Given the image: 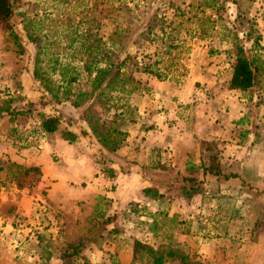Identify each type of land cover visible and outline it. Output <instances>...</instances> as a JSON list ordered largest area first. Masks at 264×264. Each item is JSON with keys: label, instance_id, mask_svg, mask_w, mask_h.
Listing matches in <instances>:
<instances>
[{"label": "rangeland", "instance_id": "1", "mask_svg": "<svg viewBox=\"0 0 264 264\" xmlns=\"http://www.w3.org/2000/svg\"><path fill=\"white\" fill-rule=\"evenodd\" d=\"M14 1L12 25L25 52L19 54L10 31L0 26V110L9 109L0 111V133L4 130L12 134L11 126H18L14 130L20 133L13 139L16 150L33 147L38 156L42 155L44 138L49 134L36 129L40 114L62 117L60 129L52 133L54 138L63 139L66 130L80 133V128L87 126L83 114L89 104L76 108L72 101L56 100L35 79L38 47L28 39V30L42 37V45L48 50L41 56L39 68L54 81L55 59L82 66V39L75 47L71 44L74 38L88 32L102 40L108 54L117 55L120 60L129 57L124 71L135 79L137 89L130 96L114 94L135 111L133 119L123 126L129 133L137 126H142V130L144 126H155L146 114L163 116V93L168 92L165 89L169 86L177 92L173 102L182 107L184 125L192 126L198 106L208 104L213 97L212 86L228 89L237 43L251 52L260 68L259 84L246 94L255 99L264 91V51L261 43L254 44L261 34L264 0ZM146 68L152 73L144 71ZM89 85V78L82 71L75 90H89ZM179 94H189L190 101L186 103ZM91 110L106 118L99 105ZM75 143L72 150L79 160L73 158L70 150L61 154L54 148L45 159V163L61 165L66 164L64 156L68 155L70 162L76 161L68 165L76 176L69 185L76 187L81 199L68 203L44 199L34 207L30 204L21 209L23 194L17 189L35 195L42 186L41 193L46 195L60 178L52 177L41 185L42 166L0 160L4 167L0 174V216L7 219L4 226L9 225L7 231L0 229V264H62L63 251L88 237L95 225L96 242H89L84 257L74 264H142V260L133 259L135 241L155 249L172 246L187 255L192 264H264V189L258 187L256 177L246 186L232 179L226 181V187H213L211 176L188 171L190 163L196 164L195 153H189L187 173L182 176L170 162L163 172V149L155 150L153 161L149 158L141 166L127 160L134 148L141 150L128 146L132 141L127 140L123 146L128 147L129 155L127 151L108 152L87 136H80ZM165 157L171 158L169 154ZM200 159L198 166L203 163L201 149ZM88 168L89 177L84 172ZM109 170H114V177ZM135 170L143 177L128 179L127 172ZM115 171L123 177L121 183L114 180ZM81 174L85 181L79 179ZM191 176L199 177H194L198 191L191 188V182H185ZM150 187L163 197H147L143 190ZM108 219L113 221L104 223ZM166 264L182 263L175 258Z\"/></svg>", "mask_w": 264, "mask_h": 264}, {"label": "trees", "instance_id": "2", "mask_svg": "<svg viewBox=\"0 0 264 264\" xmlns=\"http://www.w3.org/2000/svg\"><path fill=\"white\" fill-rule=\"evenodd\" d=\"M14 0H0V26L5 30L10 31V35L15 40V44L19 49V54L25 52V47L21 42L20 36L16 33L12 25V18L15 13ZM210 7L215 8L214 5ZM88 32L82 36H77L72 41L71 47H75L78 40L80 42L81 52L84 54L82 66L78 67L70 62H63L59 58L53 62L52 75L57 76V81H54L49 76L45 75L43 70H40L39 64L41 56L46 54V47L42 45V37L37 35L33 30H28V39L38 47V56L36 58L34 76L38 80L45 91L52 95L56 100L62 98L67 101H72L76 108H82L85 104H89L84 111V121L87 124V129H82L80 133L75 131H64L63 139L73 144L77 142L80 136H92L98 143L108 152L114 153L120 150L126 143L129 132L123 129L131 115L134 114V109L128 102H122L123 98L115 96V93L132 95L137 89L136 81L132 77L125 74L129 57L125 60H120L117 55H110L105 47L101 45L102 40L98 39ZM262 40V35L258 34L254 44L259 45ZM236 62L233 66V74L231 81L228 83V89L238 90L243 93H248L259 84V66L251 52L240 44L235 45ZM84 71L89 78V90H75L74 84L79 81L80 75ZM144 71L152 73V70L146 68ZM134 84V85H133ZM99 105L106 118L103 119L101 114L92 111L95 105ZM9 112V109L0 110ZM39 132L42 134H52L57 132L62 125L61 116H46L40 114ZM135 121V120H134ZM221 143L218 141H202L201 151L203 163L201 166L190 163L188 171L192 173L203 172L204 177H216L220 181H229L232 179L239 180L244 186L252 178L255 177L249 171L241 167L238 163L223 162L221 159ZM19 169L21 165L14 164ZM4 171V167L0 166V173ZM111 177H114V170H109ZM191 176L185 178V182H191V188L198 191V186L195 185V178ZM193 183V184H192ZM188 184L185 185V191H188ZM147 197L152 199H160L163 197L155 188H145L143 190ZM113 219H108L104 223H111ZM93 226L89 231L88 237H83L75 244L69 245L62 253V264H74L81 260L87 249L89 242H96ZM93 235V236H92ZM179 258L182 264H192L189 257L182 254L178 249L169 246L167 248L155 249L152 245L142 241H135L133 245V259L142 260V264H166L169 260Z\"/></svg>", "mask_w": 264, "mask_h": 264}, {"label": "crops", "instance_id": "3", "mask_svg": "<svg viewBox=\"0 0 264 264\" xmlns=\"http://www.w3.org/2000/svg\"><path fill=\"white\" fill-rule=\"evenodd\" d=\"M262 19L263 21L260 26L262 40L260 43L261 51L263 52L264 16ZM212 87L214 89L213 97L207 102L208 104L198 106L195 111L192 126L184 125L182 107L176 102H173L177 97L176 90L172 91V86L165 89L168 92L163 93V116L162 114H146L149 117L147 120L155 126H144L143 130L142 126H137L134 131H130L127 140L128 142L132 141V143H129L128 146L138 147L141 150H135L134 148L131 152L133 155L130 154L132 157L129 156L127 160L132 162L136 161V165L141 163V166H145V163L149 161V158L153 161V153L155 150L163 149V172L166 163L170 162L169 165H172L174 169H177L178 174L180 172L181 175L184 176L187 173L185 170V163L189 160V153L197 154L198 158L194 160V163L199 164L201 161V142L218 141L223 143V161H229L231 163L235 162L240 164L243 168L253 171L252 174L257 178L259 183L258 187L263 190L264 91L257 94L255 99H252L249 98V95L246 93L238 90L223 89L220 85ZM179 95L181 96V99L183 98L184 100H187L186 103L190 101L189 94ZM155 121H157L156 124H154ZM39 127L40 126L36 129L38 130ZM87 127L88 126L81 127L80 129H87ZM146 127L149 128L146 129ZM17 128L18 126H11L12 134L5 132L4 130L3 133H0V160L13 159V161L24 165L42 166L44 174L39 183L41 185H44V183L52 177L60 178L58 184H54L51 189H47L46 195H44L43 192L41 193L42 186L38 187L39 192H35V195L27 194L26 190L17 189L23 194L21 209H24L25 206H29L30 204L34 207L38 204V201H43L44 199L54 203H63V200L68 203L72 202V200L81 199L80 192H76V187L69 185V182L72 181L70 179L76 176L74 175V172H70L68 165H74V162L76 163V161L73 160L74 162H70L71 158L67 155L64 156L66 164H61L65 167L60 164H51L47 161L45 163V159L49 157L48 154L53 148L58 149L61 154L70 150L71 154V151L73 152V144H69L60 136L54 138V135L49 134L44 138V151L41 156H38V153L36 154L33 147H31V149L29 147H18L19 150H16L14 147H17V145L13 139L15 138L14 135L20 133V130H14ZM75 132H77V130H75ZM140 132H142V134H140ZM87 137L88 140H93L98 146H101L94 137L90 135ZM20 140L22 139L20 138ZM82 140L86 141L85 138H82ZM56 141H58V143H56ZM55 144L58 145L56 146ZM165 150H168L169 153H166ZM126 151L128 152L127 155H129L127 146L125 148L123 147L122 150H119V153H126ZM166 154H169V157L171 158L166 160ZM183 155H185V158H183ZM74 156L73 152V158H76L75 160H77V156ZM84 172L87 177L91 175L89 168ZM0 174H2V172ZM117 174L119 173L116 172V175ZM126 177L135 180L136 177L141 178L143 176L135 170L129 171V173L127 172ZM84 178V174H81L79 177L82 181H85ZM122 179L123 177L121 178L118 175L114 178V180L118 182L120 181V183L122 182ZM209 181L212 182L211 185L213 187H215L213 184L217 185V187H226V181H219L213 177H209ZM5 220L7 219L4 216H0V229L7 231L9 225L5 224L4 226Z\"/></svg>", "mask_w": 264, "mask_h": 264}]
</instances>
